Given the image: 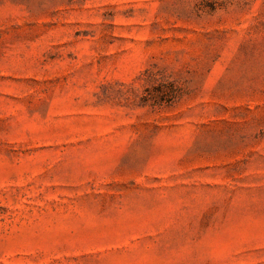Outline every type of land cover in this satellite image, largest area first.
Wrapping results in <instances>:
<instances>
[{
    "label": "rangeland",
    "instance_id": "obj_1",
    "mask_svg": "<svg viewBox=\"0 0 264 264\" xmlns=\"http://www.w3.org/2000/svg\"><path fill=\"white\" fill-rule=\"evenodd\" d=\"M0 264H264V0H0Z\"/></svg>",
    "mask_w": 264,
    "mask_h": 264
}]
</instances>
